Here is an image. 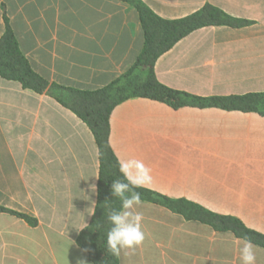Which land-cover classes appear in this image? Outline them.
<instances>
[{
	"label": "crops",
	"instance_id": "0c3cea01",
	"mask_svg": "<svg viewBox=\"0 0 264 264\" xmlns=\"http://www.w3.org/2000/svg\"><path fill=\"white\" fill-rule=\"evenodd\" d=\"M142 1L167 19L212 4L251 23L200 28L163 54L157 78L186 102L135 97L118 105L110 118L114 152L151 169L145 188L264 233V115L191 102L264 92V0ZM140 20L122 0H0V40L7 21L39 75L82 90L103 88L137 63ZM48 90L0 75V206L7 209L0 210V264H94L78 237L97 203L98 146ZM136 211L145 240L121 250L120 264H240L245 239L234 232L148 200ZM254 245L264 264V247Z\"/></svg>",
	"mask_w": 264,
	"mask_h": 264
},
{
	"label": "trees",
	"instance_id": "16d2710c",
	"mask_svg": "<svg viewBox=\"0 0 264 264\" xmlns=\"http://www.w3.org/2000/svg\"><path fill=\"white\" fill-rule=\"evenodd\" d=\"M134 6L141 18L145 33L144 47L137 63L109 85L96 90H82L50 83L39 75L20 50L9 24L0 40V75L15 80L24 88L37 93L48 90L62 105L74 112L91 129L98 146L100 173L97 185V203L93 216L78 237V243L87 249L94 264H120L119 255L107 247V232L111 227L107 216L110 208L119 209L121 201L111 193L112 181L120 179L118 157L110 143V118L114 109L130 98L146 97L172 105L186 101L184 93L162 84L156 75L157 60L192 32L207 26L228 25L242 27L251 22L233 17L222 9L205 4L196 12L177 19L158 15L142 0H122ZM192 104L216 105L225 109L258 112L264 115V92L225 97H195ZM141 200L165 205L187 219H197L212 225L217 231H232L237 237L250 239L264 247V233L248 227L242 220L214 213L184 199H173L145 187L138 188ZM0 210H7L0 206ZM13 212V211H11ZM34 223L26 214L17 213Z\"/></svg>",
	"mask_w": 264,
	"mask_h": 264
},
{
	"label": "clouds",
	"instance_id": "9594fccd",
	"mask_svg": "<svg viewBox=\"0 0 264 264\" xmlns=\"http://www.w3.org/2000/svg\"><path fill=\"white\" fill-rule=\"evenodd\" d=\"M118 166L122 178L112 181L111 193L115 198H119L121 206L119 209L110 208L107 216L111 227L107 232L106 243L108 250L114 255H118L126 248L139 247L145 240L142 215L136 211L142 204L141 193L136 189L151 184L153 180L151 169L141 160L130 158L118 161ZM89 190L95 194L96 186L90 184ZM88 197L91 200V196L88 195ZM94 211L95 209L92 214ZM239 259L240 264H257L256 246L250 239L242 242L239 248Z\"/></svg>",
	"mask_w": 264,
	"mask_h": 264
}]
</instances>
